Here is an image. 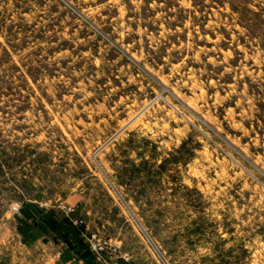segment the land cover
I'll return each instance as SVG.
<instances>
[{"label":"rangeland","instance_id":"rangeland-1","mask_svg":"<svg viewBox=\"0 0 264 264\" xmlns=\"http://www.w3.org/2000/svg\"><path fill=\"white\" fill-rule=\"evenodd\" d=\"M70 192L127 264H264V0H0V264Z\"/></svg>","mask_w":264,"mask_h":264},{"label":"crops","instance_id":"crops-1","mask_svg":"<svg viewBox=\"0 0 264 264\" xmlns=\"http://www.w3.org/2000/svg\"><path fill=\"white\" fill-rule=\"evenodd\" d=\"M66 202V207L58 204L56 208L41 213L42 215L31 210H24L19 215L16 229L25 247L28 249L42 245L50 254L51 264H114L104 253L88 249L89 254H82L83 247L87 248L84 246L86 232L74 221L82 217L83 208L80 205L71 206V192ZM41 218L52 222L55 227L47 226ZM71 242L75 244V248L71 247ZM118 261L117 264H127Z\"/></svg>","mask_w":264,"mask_h":264},{"label":"built area","instance_id":"built-area-1","mask_svg":"<svg viewBox=\"0 0 264 264\" xmlns=\"http://www.w3.org/2000/svg\"><path fill=\"white\" fill-rule=\"evenodd\" d=\"M64 207L66 206L64 205ZM13 209L18 210V206L14 205ZM74 223H76L78 226H81L82 224H84V219H76ZM85 237V245L91 252L101 254L103 251L110 250L112 254H114L117 258L120 259V261L127 262L130 260V255L126 252L120 251V254H117L118 249L112 246L111 240L107 237H104L97 232H91L89 234L87 233V235L85 234ZM117 261L118 260H115L113 261V263L117 264Z\"/></svg>","mask_w":264,"mask_h":264},{"label":"trees","instance_id":"trees-1","mask_svg":"<svg viewBox=\"0 0 264 264\" xmlns=\"http://www.w3.org/2000/svg\"><path fill=\"white\" fill-rule=\"evenodd\" d=\"M42 220H43V222L47 225V226H49V227H51V228H54L55 227V225L52 223V222H49L47 219H45V218H41ZM71 247H74L75 248V244H73L72 242H71ZM78 251H80V250H78ZM90 253V251L88 250V248H85V247H83V252H82V254H89Z\"/></svg>","mask_w":264,"mask_h":264}]
</instances>
